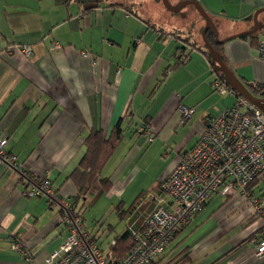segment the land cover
I'll list each match as a JSON object with an SVG mask.
<instances>
[{
  "label": "crops",
  "instance_id": "crops-1",
  "mask_svg": "<svg viewBox=\"0 0 264 264\" xmlns=\"http://www.w3.org/2000/svg\"><path fill=\"white\" fill-rule=\"evenodd\" d=\"M195 1L212 17L220 39L251 30L249 17L264 8V0ZM194 10L186 5L171 13L161 0H0V138L25 171L48 178L55 192L74 201L68 178L86 153L85 140L98 131L109 138L122 123V139L100 173L110 178V189L104 192L96 180L76 201L82 212L94 197L101 221L87 231L105 252L129 232L132 210L147 211L161 199L172 208L160 182L196 145L209 120L240 96L234 90L220 95L213 86L218 76ZM258 19L264 24V12ZM262 40L264 29L219 51L247 88L264 86ZM19 46H32V57ZM183 107L193 112L190 119ZM145 121L150 128L139 134ZM26 189L18 174L0 167V264H26L12 236H20L38 262L67 238L58 209L46 197L27 196ZM250 189L264 198V173ZM106 208L126 226L105 250L102 242L115 230L109 224L105 231ZM262 236L264 219L245 198L214 195L154 264H264L256 256Z\"/></svg>",
  "mask_w": 264,
  "mask_h": 264
},
{
  "label": "built area",
  "instance_id": "built-area-1",
  "mask_svg": "<svg viewBox=\"0 0 264 264\" xmlns=\"http://www.w3.org/2000/svg\"><path fill=\"white\" fill-rule=\"evenodd\" d=\"M59 48L56 45L53 50ZM15 49L25 57L33 55L32 46ZM259 53L264 61V40L260 41ZM83 55L88 57L89 53L84 51ZM182 60L186 58L183 56ZM213 86L220 95L235 94L219 77ZM181 113L185 119L193 114L184 107ZM6 144L7 140L0 138V167L19 175L27 186V196L46 197L50 206L58 209L60 222L68 232L59 248L40 262L20 236H12L13 249L26 264H154L164 255L175 232L187 226L214 195L245 198L253 212L264 219V198L250 190L264 173V114L242 96H238L231 109L209 120L196 145L180 157L160 182V191L172 208L161 199L148 207L143 220L133 221L129 217L133 246L119 260L115 259L113 250L103 251L90 236L72 200L55 192L48 178L25 171L17 157L6 151ZM257 242L256 256L263 258L264 236ZM115 246L113 242L112 247Z\"/></svg>",
  "mask_w": 264,
  "mask_h": 264
},
{
  "label": "trees",
  "instance_id": "trees-1",
  "mask_svg": "<svg viewBox=\"0 0 264 264\" xmlns=\"http://www.w3.org/2000/svg\"><path fill=\"white\" fill-rule=\"evenodd\" d=\"M82 1L85 2V0H82ZM206 37L214 45L216 50L223 51V45H216L215 44V34L213 31H209L206 34ZM206 55L208 57H210L207 50H206ZM223 60H224V58H223ZM185 61L182 60L180 62L182 64H184ZM216 75L222 81L225 82L224 76L222 74L216 73ZM248 89L255 94H260L261 92L264 91V86L263 85H258V86L252 85V86H248ZM144 124H145L144 126L146 129L144 131H142L140 129V131H138L139 134H143V133H145L146 130H149V128H150L149 121H147V122L145 121ZM123 131H124V129L122 127V123H119L115 127L113 133L111 134V136H109V138L104 136V134L101 131H98L94 134H91L85 140L86 153H85V155L81 161L80 166L77 169H75L74 172L68 178L71 180V182L73 183V185L76 189V195L74 196V201L72 200L73 204L76 205V203H77L76 201H79V200L81 201L82 199H84L86 197V195L89 194V192L91 191L92 186L96 180H98L100 188L104 192H107L110 189V178L109 177H102L100 173L103 169V165L110 158V156L112 155V152L116 148L117 144L121 141L122 136H123ZM149 140L152 141V138H150ZM41 178H44V177H41ZM254 182H253V184H254ZM140 206H141V204H140ZM83 208H84V206L82 207V209ZM138 208H140V207H138ZM147 211H145V210L139 211V209L132 210L131 219L133 221H136L139 218H141V220H143L145 218ZM81 215H82V212H81ZM140 216H142V217H140ZM82 219H83V216H82ZM116 240H117V244L113 248V252L115 255V259L119 260L122 257H124L129 252V250L132 248L133 240H132L130 232H127V233L121 235Z\"/></svg>",
  "mask_w": 264,
  "mask_h": 264
},
{
  "label": "water",
  "instance_id": "water-1",
  "mask_svg": "<svg viewBox=\"0 0 264 264\" xmlns=\"http://www.w3.org/2000/svg\"><path fill=\"white\" fill-rule=\"evenodd\" d=\"M164 8L171 13H180L182 9L186 5H193L201 18L205 22L204 29L202 31V37L204 40V44L207 48V51L211 57L214 71L216 73H220L224 76L225 82L228 86L234 90L238 95L246 98L250 101L261 113L264 114V91L260 94H255L251 92L247 86L234 74V72L228 67V65L224 62L222 55L214 45L207 39L206 34L208 31H213L215 34V44L216 45H224L228 41L243 37L255 35L256 33L262 31L264 29V24L261 23L258 19L259 15L264 12V8L255 12L251 17H249V21H253L254 26L251 30L242 32L240 34L229 36L225 39H220L219 31L217 25L214 23L212 17L207 14L204 8L196 2L195 0H188L183 2L180 5H172L169 0H161Z\"/></svg>",
  "mask_w": 264,
  "mask_h": 264
},
{
  "label": "rangeland",
  "instance_id": "rangeland-1",
  "mask_svg": "<svg viewBox=\"0 0 264 264\" xmlns=\"http://www.w3.org/2000/svg\"><path fill=\"white\" fill-rule=\"evenodd\" d=\"M194 12L197 14L196 16H197L200 24H204V26H205V22L201 19V16L199 15V13L197 11H195V10H194ZM184 22L186 23L187 21H184ZM190 31H191V29H190ZM201 31H202V27L199 28V36L202 38L201 39L202 43H204V40H203L202 32ZM223 39H225V38H223ZM156 167L158 169L159 165L155 163V166L153 167V171L156 169ZM95 198L101 199L100 197H97V196H95ZM93 199H94V197L91 198L88 201V203L90 202V204H91L90 206L87 205V206H85L82 209L83 221H84V224L86 223L85 227L91 233H92V231H94V228H95L94 223L96 221H101L100 219L99 220L95 219L94 212H96L97 209L95 208V204H92V202H91V200H93ZM98 205H99V207H98V210H99L100 207H101V203H98ZM101 216H102V214L100 212H98L97 213V217L100 218ZM102 219H103L102 222L106 225L105 231H107V228H108L107 225H109V224H112L114 226V229H115V230L111 231L112 234H110L107 238H105L104 242H102L103 243V248L106 250V247H108V248L110 247V243H111L110 241L113 240L115 237L121 235L125 231L126 220H124V222H123L121 219H119L117 217V215L115 213L110 212L109 211V208H106L105 209V211L103 213V218ZM108 242H110V243L107 245Z\"/></svg>",
  "mask_w": 264,
  "mask_h": 264
},
{
  "label": "bare ground",
  "instance_id": "bare-ground-1",
  "mask_svg": "<svg viewBox=\"0 0 264 264\" xmlns=\"http://www.w3.org/2000/svg\"><path fill=\"white\" fill-rule=\"evenodd\" d=\"M207 125V124H206Z\"/></svg>",
  "mask_w": 264,
  "mask_h": 264
}]
</instances>
